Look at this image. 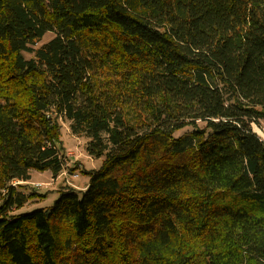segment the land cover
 Wrapping results in <instances>:
<instances>
[{
    "label": "trees",
    "instance_id": "obj_1",
    "mask_svg": "<svg viewBox=\"0 0 264 264\" xmlns=\"http://www.w3.org/2000/svg\"><path fill=\"white\" fill-rule=\"evenodd\" d=\"M262 119L264 0H0V264H264Z\"/></svg>",
    "mask_w": 264,
    "mask_h": 264
},
{
    "label": "rangeland",
    "instance_id": "obj_2",
    "mask_svg": "<svg viewBox=\"0 0 264 264\" xmlns=\"http://www.w3.org/2000/svg\"><path fill=\"white\" fill-rule=\"evenodd\" d=\"M53 32L45 33L43 40L36 44L40 46L53 37ZM25 53L30 58L32 53ZM61 141L59 147L65 153L64 168L60 175L53 176L51 169L49 170H31V179L27 182H15L14 185L22 183L20 188L26 194H33V197L16 213L31 212L35 208H48L53 205L54 201L59 197L58 190L65 186H72L80 189L81 186L89 182V176L82 172L83 169L91 171V169H99L102 165L103 158L90 157L85 151L87 139L75 136L71 133L70 125L67 121H60ZM191 128H185L179 133L189 131ZM253 129L261 137L264 138V119L259 124H253ZM19 188V189H20Z\"/></svg>",
    "mask_w": 264,
    "mask_h": 264
},
{
    "label": "crops",
    "instance_id": "obj_3",
    "mask_svg": "<svg viewBox=\"0 0 264 264\" xmlns=\"http://www.w3.org/2000/svg\"><path fill=\"white\" fill-rule=\"evenodd\" d=\"M87 183H88V182H87ZM87 183H86V184H87ZM86 184H85V185H86ZM85 185L81 186L80 189L84 190V189H85Z\"/></svg>",
    "mask_w": 264,
    "mask_h": 264
}]
</instances>
